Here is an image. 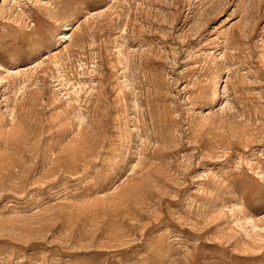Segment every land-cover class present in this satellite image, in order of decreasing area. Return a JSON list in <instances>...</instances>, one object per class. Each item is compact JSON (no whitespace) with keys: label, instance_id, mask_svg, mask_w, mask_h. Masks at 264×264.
Returning a JSON list of instances; mask_svg holds the SVG:
<instances>
[{"label":"rangeland","instance_id":"374dc122","mask_svg":"<svg viewBox=\"0 0 264 264\" xmlns=\"http://www.w3.org/2000/svg\"><path fill=\"white\" fill-rule=\"evenodd\" d=\"M0 50V264H264V0H0Z\"/></svg>","mask_w":264,"mask_h":264},{"label":"snow or ice","instance_id":"6c2138e0","mask_svg":"<svg viewBox=\"0 0 264 264\" xmlns=\"http://www.w3.org/2000/svg\"><path fill=\"white\" fill-rule=\"evenodd\" d=\"M47 22L49 26L53 24L51 20H47ZM52 42H54V37L49 33L47 28L37 30L36 25H30L27 30V37L21 47L33 54H38L37 58L39 59L44 55L42 49ZM3 55V51L0 50V57Z\"/></svg>","mask_w":264,"mask_h":264}]
</instances>
